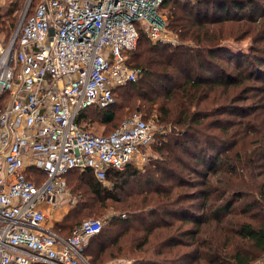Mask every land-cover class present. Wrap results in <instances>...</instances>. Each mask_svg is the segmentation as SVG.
I'll list each match as a JSON object with an SVG mask.
<instances>
[{"label": "trees", "instance_id": "obj_1", "mask_svg": "<svg viewBox=\"0 0 264 264\" xmlns=\"http://www.w3.org/2000/svg\"><path fill=\"white\" fill-rule=\"evenodd\" d=\"M39 1L33 0L29 16ZM180 1L165 0L159 11L167 12L169 29L184 45L155 44L138 25V47L129 59L142 77L118 88L114 105L79 114L85 129L98 125L108 135L140 112L137 102L143 101L150 105L144 118L169 131L158 132L160 159L147 170L130 163L107 172L115 191L138 199L126 207L132 216L112 219L90 239L85 255L91 264L120 256L133 264H252L264 255V219L256 217L264 212V46L250 56L223 50L234 38L264 43L257 36L264 28L261 4ZM19 10L16 0L0 12L7 42ZM242 23L250 26L237 36L233 29ZM65 178L67 188L83 184L94 200L113 199L92 170H73ZM71 213L54 228L65 237L84 221Z\"/></svg>", "mask_w": 264, "mask_h": 264}, {"label": "built area", "instance_id": "obj_2", "mask_svg": "<svg viewBox=\"0 0 264 264\" xmlns=\"http://www.w3.org/2000/svg\"><path fill=\"white\" fill-rule=\"evenodd\" d=\"M164 1L40 0L29 16L31 0L10 40L0 36V264H91L85 251L104 221L86 219L65 237L49 226V208L70 171L104 182L111 169L147 165L155 130L142 113L108 135L78 117L114 105L117 89L142 77L129 52L138 25L166 40Z\"/></svg>", "mask_w": 264, "mask_h": 264}, {"label": "rangeland", "instance_id": "obj_3", "mask_svg": "<svg viewBox=\"0 0 264 264\" xmlns=\"http://www.w3.org/2000/svg\"><path fill=\"white\" fill-rule=\"evenodd\" d=\"M16 1V0H0V12H6V10L11 6L12 2ZM19 2V8L20 10L17 11L15 13V28H17L20 19L26 9V6L28 4V0H17ZM185 2H187V4H195L198 0H183ZM261 7L259 9L260 13H261V19H259V23L261 24L262 22H264V0H259ZM179 2H182L179 0ZM167 11V9H166ZM159 13L161 14V16L163 17V27L165 28L167 34L165 35L166 40L164 42H153L155 44L161 43L164 45H170V47H175V46H181L184 45V42L179 38L178 35L175 34V32H173L172 30L169 29L168 27V15L167 12L165 13V11H159ZM259 13V14H260ZM259 15H257L256 17H258ZM247 26H250V24H244L242 23L240 25V27L234 28V32L235 35L239 36V34L242 32V30L246 29ZM13 29V31H15ZM240 29V30H239ZM261 28H259V32H258V37L261 36V38H264V28L262 29V31H260ZM240 32V33H239ZM0 36L1 38H3L5 40V34L0 32ZM6 41V40H5ZM7 42V41H6ZM152 42V41H151ZM229 44H227V47H223L225 50L224 52L229 53V54H244L246 56H250V54H254L251 52L252 48H254L255 46L262 47L264 46V43H260L258 45H255L254 40L252 39H246L243 40L242 42H240L238 39H230V41H228ZM138 47V46H137ZM137 49V48H136ZM129 63H130V59H129ZM141 83V82H140ZM140 86V84H139ZM118 104H121L120 99L118 100ZM137 105L139 107H142V110L140 112L142 113V115L144 117H146L145 115L147 114V107L150 106L148 103H145L143 101H139L137 102ZM135 111V110H134ZM134 111H128L127 113L130 114ZM263 111V115H264V110ZM119 114L121 115V113L119 112ZM126 114V115H128ZM122 116V115H121ZM125 116V115H123ZM122 116V117H123ZM230 116H234L233 113H230ZM146 120L154 127L155 130V138H154V142L151 146V149H154L151 151V156L150 159L147 163V167L146 166H142V167H138L139 169L143 170V168L146 167L147 168L151 165L154 164L157 160L160 159V154L155 150V142H157L158 139V134L160 132H164L165 134L168 133V128L162 126V125H158L156 122H154L152 120V118H146ZM92 128H95V131L93 130L94 133L99 132L98 134H101L100 132H102V128L98 125H92ZM109 127L107 126V129ZM106 129V130H107ZM173 129V128H172ZM174 130V129H173ZM97 131V132H96ZM159 132V133H158ZM171 132V131H170ZM155 147V148H154ZM135 181V180H134ZM132 181V182H134ZM103 186L113 190V199H106V198H101L100 200H94L90 195H86L87 190L86 187L83 184H79L78 187H73L69 184V187L67 188V192H65L64 194V201L62 202L60 208L53 210L51 215L58 214L59 217H54L55 219H58V221L65 215L71 213V215L76 216V218H78V221L80 220H86V219H102L104 221V228H106L110 222L112 221V219L114 218H121V219H126L128 217H130L131 213H128L126 211V207H130L133 204H135L137 201L136 199H138L137 197H133L132 195L127 197L125 193H123L122 191H115L114 190V183L111 180L106 179L103 183ZM81 197L83 198L81 200ZM141 196H139L140 198ZM81 200V203H78V201ZM133 215V214H132ZM131 215V216H132ZM257 220L260 222L264 219V212L260 211L258 212V214H256ZM63 220V219H62ZM61 220V221H62ZM77 221V222H78ZM136 223H131V226H134ZM134 259L132 258H125V257H117L115 258H109L105 263L102 264H133ZM93 264V263H92ZM252 264H264V255L258 259L257 261H255Z\"/></svg>", "mask_w": 264, "mask_h": 264}, {"label": "crops", "instance_id": "obj_4", "mask_svg": "<svg viewBox=\"0 0 264 264\" xmlns=\"http://www.w3.org/2000/svg\"><path fill=\"white\" fill-rule=\"evenodd\" d=\"M102 128V127H101ZM92 131L94 130L95 131V128H92L91 129ZM102 130H103V128H102ZM97 132V131H96ZM97 133H99V132H97ZM101 133V132H100ZM102 134V133H101ZM64 201V194H62V195H60V196H58L57 198H56V203H55V206H53V208H49V226L52 228V229H54L55 227H56V225L58 224V223H60L61 222V220L62 219H64L65 218V216H63L59 221H58V219H55L54 220V217H56V215H57V217H59V215L58 214H55V216L54 215H51L52 214V211L53 210H56V209H58V208H60V206H61V204H62V202ZM56 217V218H57ZM55 230V229H54Z\"/></svg>", "mask_w": 264, "mask_h": 264}, {"label": "water", "instance_id": "obj_5", "mask_svg": "<svg viewBox=\"0 0 264 264\" xmlns=\"http://www.w3.org/2000/svg\"><path fill=\"white\" fill-rule=\"evenodd\" d=\"M30 3H31V0H28V5H27V7L30 5Z\"/></svg>", "mask_w": 264, "mask_h": 264}]
</instances>
